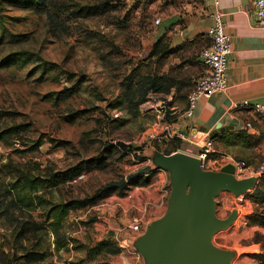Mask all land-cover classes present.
I'll list each match as a JSON object with an SVG mask.
<instances>
[{"label":"rangeland","instance_id":"rangeland-1","mask_svg":"<svg viewBox=\"0 0 264 264\" xmlns=\"http://www.w3.org/2000/svg\"><path fill=\"white\" fill-rule=\"evenodd\" d=\"M7 1L0 0V130L24 125L27 131L19 136L22 140L12 137L8 144L0 142V195L13 180V165L23 168L38 164L43 171H62L82 160L102 156L108 164L105 170L87 173L55 191V200L79 195L92 197L110 183L124 180H128L129 189H123L124 196L115 194L93 208L72 211L64 223V232L77 240L75 247L54 253L39 264H118L120 255H101L90 261L87 251L107 236L110 226L124 233L133 229L145 234L148 225L165 214L172 190L166 172L156 174L145 187L130 186L129 179L157 166V153L164 154L168 145L157 141L164 137L168 127L162 125L166 112L181 118L189 94L174 100L172 95L152 93L137 117L125 108L113 107L121 92V81L132 68L145 62L153 47V1L114 0V12L109 16L73 23L56 19L57 25H52L48 16L34 7H14ZM99 1L55 3L93 5ZM20 51L33 55L25 68L8 64L7 57ZM181 61H190L183 71L192 78L193 87L199 76L194 71V45L169 58L165 66L170 68ZM43 63L47 70L42 68ZM74 87L76 93L57 102L59 93ZM167 101L173 105L168 106ZM122 120L127 122L122 124ZM39 140L42 146L38 150L19 152ZM118 143L139 150L133 154L116 150L107 156V144L115 147ZM135 155L146 161L140 162ZM256 172H237V176ZM47 196L52 199L50 194ZM217 201L219 218L230 219L234 210H238L239 217L234 229L214 237V244L232 254V264H261L248 257L249 249L244 248L254 236L240 220L249 211L244 207L245 201L239 202L228 193H222ZM15 235L14 220L1 217L0 264H23L15 262L22 256V246ZM140 259L145 264L142 256Z\"/></svg>","mask_w":264,"mask_h":264},{"label":"trees","instance_id":"trees-1","mask_svg":"<svg viewBox=\"0 0 264 264\" xmlns=\"http://www.w3.org/2000/svg\"><path fill=\"white\" fill-rule=\"evenodd\" d=\"M7 2L14 7H34L36 10L46 14L52 25H57L56 22L58 21L56 19L61 21L65 19L73 23L80 19L88 20L109 16L114 12L115 8L113 6L114 0H100L93 5H82L79 2L68 5L55 3L56 0H8ZM206 43L208 45V39ZM192 45H194V42L189 43L187 46L173 48L166 39L161 38L158 40L152 47L145 62L132 68L121 81V92L116 99V103L113 105L114 109L125 108L130 114L137 117L140 115L141 105L147 102L148 97L152 93L164 94L168 97L172 95L171 98L174 100L184 99L186 94L190 93L193 88L192 78L183 71L185 65L190 63V61H181V63L173 65L167 71L163 69L169 58L181 53L185 48ZM114 50L117 51L116 48ZM116 54L120 55L119 52H116ZM32 56L27 51H20L10 54L7 60L9 61L8 64L25 68L27 63L32 60ZM42 68L47 70L44 63L42 64ZM75 88L66 89L64 93H59L56 97L57 102L68 100L77 92ZM166 104L168 106L173 105L169 101ZM126 122L125 120L121 121L122 124ZM177 122L178 116L173 115L171 111H167L162 125L169 126ZM26 131L24 125H14L1 129L0 142L8 144L12 137L15 141L22 140L19 136ZM165 143L168 144L164 151L166 155L178 152L182 146V142L178 138L169 139ZM23 146L27 148L28 144L24 143ZM41 146L42 140H39L33 146L19 152L36 151ZM105 150L107 156H111L116 150L133 154L135 150L139 149L127 146L124 143H118L115 147L107 144ZM134 157L140 162L146 161V158L140 157V155H135ZM107 166L108 164L103 161L102 156L82 160L76 165L62 171H55L51 168L43 171L38 164L23 168L12 166V172L14 173L13 180L0 195V218L9 217L15 222V240L22 246V256L19 259H15V262L19 260L23 264H39L54 253L59 254L62 251L74 248L77 240L69 237L64 232V223L70 213L98 206L101 201L107 200L115 194H119L120 196L125 195L123 189H129L127 187L128 180H124L118 184L110 183L98 190L92 197H81L79 195L78 197H70V199L55 200V191H59L62 187L78 181L79 178L87 173L95 170H105ZM159 172L161 171L157 167L146 168L130 177V186H148ZM145 173L148 176H145ZM250 177L254 176L244 174L239 179ZM259 179L260 184L251 190L252 192L249 191L245 195L244 207L249 211L242 215L240 220L254 234L249 245L244 246V248L249 249L246 252L247 256L264 264V211L262 210L264 206V172ZM47 194H50L52 199ZM234 211L238 212V210ZM35 213H38V217L35 216ZM92 220L96 221L97 219ZM232 227L228 230L234 229ZM122 252L123 249L120 247V244L114 240V233L109 231L106 237L88 249L87 255L90 261H94L101 255L115 256Z\"/></svg>","mask_w":264,"mask_h":264},{"label":"crops","instance_id":"crops-1","mask_svg":"<svg viewBox=\"0 0 264 264\" xmlns=\"http://www.w3.org/2000/svg\"><path fill=\"white\" fill-rule=\"evenodd\" d=\"M152 1L154 21L160 20L158 25L154 23L152 26V46L161 38L173 48L194 42L196 75L201 74L200 54L208 39L207 31L214 24L211 15L217 9L223 14L232 47L226 73L227 88L211 98L202 99L191 118H178V122L171 125V133L174 138L185 137V140H180L181 149H186L190 146L187 140L199 139L235 124L234 130H228L214 139L218 153L223 158H229L227 165L245 161L252 171H257L252 173L257 177L259 168L264 165V123L251 108L235 109L236 104L244 101L264 104V31L256 24L252 0H218V8L216 0L194 4L185 0ZM168 69L165 66L163 70ZM246 123L251 126L246 128ZM259 184L260 179L256 187ZM109 231L114 233V240L123 249L118 264H142L136 244L144 234L133 229L124 233L111 226Z\"/></svg>","mask_w":264,"mask_h":264},{"label":"water","instance_id":"water-1","mask_svg":"<svg viewBox=\"0 0 264 264\" xmlns=\"http://www.w3.org/2000/svg\"><path fill=\"white\" fill-rule=\"evenodd\" d=\"M235 124L209 133L216 139ZM157 168L169 175L171 194L165 214L148 225L146 233L136 244L137 253L145 264H232V254L218 248L214 237L238 219L219 218L218 197L229 193L235 198L256 188L258 177L239 179L234 165L220 171L205 170L193 156L176 152L157 153Z\"/></svg>","mask_w":264,"mask_h":264},{"label":"built area","instance_id":"built-area-1","mask_svg":"<svg viewBox=\"0 0 264 264\" xmlns=\"http://www.w3.org/2000/svg\"><path fill=\"white\" fill-rule=\"evenodd\" d=\"M188 3H205L207 0H185ZM255 7V18L258 27L264 31V0H252ZM219 1L216 0L215 6L218 8ZM214 24L207 31L208 45L200 54V62L202 66L201 74L195 79L194 86L187 97V107L183 113L184 118H191L194 115L200 101L204 98H211L217 93L224 92L227 88V69L229 57L232 54L231 37L226 33L225 24L223 22V14L217 9L211 15ZM160 20H155V24H159ZM251 108L257 118L264 123V104L249 103L244 101L235 105V109ZM249 128L250 123L245 124ZM171 133V125L166 127L164 137L157 139L158 143H163L169 139H173ZM185 140L184 136H179ZM189 148L180 149L178 152L198 158L202 162L205 170H221L229 161V158H223L219 155L216 143L208 134L199 139H189ZM237 172H251L249 165L245 161H234L233 164ZM264 172V165L258 170L259 178ZM252 175V174H251ZM253 176V175H252ZM239 202L245 200V195L236 198ZM264 211V206L262 207Z\"/></svg>","mask_w":264,"mask_h":264}]
</instances>
